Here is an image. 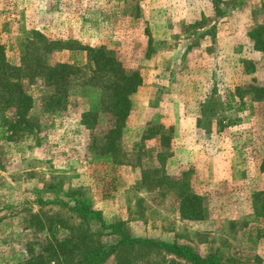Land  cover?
<instances>
[{"label":"rangeland","instance_id":"obj_1","mask_svg":"<svg viewBox=\"0 0 264 264\" xmlns=\"http://www.w3.org/2000/svg\"><path fill=\"white\" fill-rule=\"evenodd\" d=\"M255 26L264 0H0V45L32 101L24 131L10 138L0 126V264H20L52 236L74 240L90 221L79 204L133 238L264 264V102L234 94L264 86V57L247 37ZM81 46H103L141 78L112 158L89 148L108 114ZM59 64L78 71L65 78L63 106L45 111L48 68ZM84 110H97L92 130ZM182 175L197 196L193 221L178 216L164 179ZM103 264L189 263L133 245Z\"/></svg>","mask_w":264,"mask_h":264},{"label":"trees","instance_id":"obj_2","mask_svg":"<svg viewBox=\"0 0 264 264\" xmlns=\"http://www.w3.org/2000/svg\"><path fill=\"white\" fill-rule=\"evenodd\" d=\"M247 37L252 49L264 57V27H253ZM79 49L86 52L93 78L97 81L101 79L105 85L102 86L104 90L99 108L105 109L108 114V128L101 136L100 143H95L97 141L93 138L89 148L98 156L108 155L112 158L118 152L121 131L131 110L130 96L136 92L141 78L137 71H126L111 51L103 46L94 49L81 46ZM77 71L66 64L48 68L47 79L50 81L49 84L54 86V91L44 103L45 111H54L55 107L63 106L64 98L60 96V92L66 98L65 78L76 74ZM234 94L239 100L246 96L252 102H264V86L236 87ZM31 108L32 101L22 87L18 69L8 63L0 45V126L6 128L10 138L26 129V117ZM97 116V110H84L79 116L80 124L92 130L96 125ZM152 128L146 129V132ZM159 139L165 140L166 137L159 135ZM182 178L184 179L183 175L176 178L164 177L165 180H169L174 190L178 216L183 220L193 221L198 218L197 196L191 192ZM75 210L80 218H87L90 221L83 229L75 230L74 240L52 236L37 251L29 248L27 257L20 264H103L118 246L133 245L162 250L189 264H232L220 262L210 256L202 257L186 244L130 237L122 230L120 224L105 222L85 204L75 206ZM92 224L96 230L90 228ZM109 236L117 238V241L106 245L103 238ZM74 253L80 257L73 262Z\"/></svg>","mask_w":264,"mask_h":264}]
</instances>
